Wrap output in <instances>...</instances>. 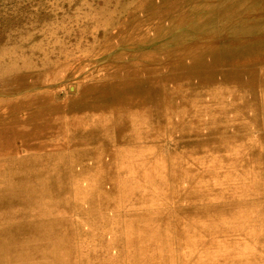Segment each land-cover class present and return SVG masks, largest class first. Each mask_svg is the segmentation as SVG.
I'll list each match as a JSON object with an SVG mask.
<instances>
[{"label":"rangeland","instance_id":"rangeland-1","mask_svg":"<svg viewBox=\"0 0 264 264\" xmlns=\"http://www.w3.org/2000/svg\"><path fill=\"white\" fill-rule=\"evenodd\" d=\"M121 190L138 260L264 264V0H0V264L131 261Z\"/></svg>","mask_w":264,"mask_h":264},{"label":"bare ground","instance_id":"bare-ground-1","mask_svg":"<svg viewBox=\"0 0 264 264\" xmlns=\"http://www.w3.org/2000/svg\"><path fill=\"white\" fill-rule=\"evenodd\" d=\"M136 195L138 194L134 195L129 191L127 192L122 191L121 197L119 196L120 197L119 200L127 210L137 209L136 213H139L138 217H140L143 220V223L141 225H137V221L135 220L137 216L122 215V216L114 217V219L105 221L102 226L97 227V231L93 235L96 239V238H100L101 233L105 232L108 234L109 239L103 240L104 242H106V247L108 251H110V255L105 257L107 260H110L111 257L116 258L122 249L124 248L127 249L132 247L126 242V239H130L131 237L129 230L136 229L135 231L136 234H140L141 231L146 232L147 230H150V228H152L151 227L152 221L155 220L156 217L160 216V211L157 213H155V211L154 213L152 212L148 213V211H151L155 205L153 197L148 196L147 194L145 197H138ZM119 217H120V221L122 222V226L120 228H117L115 227V220ZM118 238H120L121 240V242L119 243H118ZM122 238H124L125 240H122ZM23 251H26V249H23ZM26 252L27 255L29 256V249H27ZM26 252H24L23 254H25ZM136 252L134 254L129 253L127 249V256L131 261H111V262L105 261L103 262V264H139V263L147 264V258L143 260H138L136 257ZM19 254L22 255L21 252H19Z\"/></svg>","mask_w":264,"mask_h":264}]
</instances>
